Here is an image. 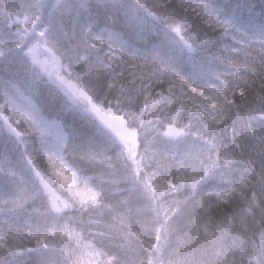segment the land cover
I'll return each mask as SVG.
<instances>
[{
	"label": "snow or ice",
	"instance_id": "snow-or-ice-1",
	"mask_svg": "<svg viewBox=\"0 0 264 264\" xmlns=\"http://www.w3.org/2000/svg\"><path fill=\"white\" fill-rule=\"evenodd\" d=\"M0 264H264V0H0Z\"/></svg>",
	"mask_w": 264,
	"mask_h": 264
}]
</instances>
